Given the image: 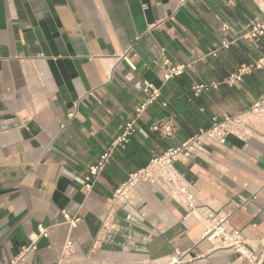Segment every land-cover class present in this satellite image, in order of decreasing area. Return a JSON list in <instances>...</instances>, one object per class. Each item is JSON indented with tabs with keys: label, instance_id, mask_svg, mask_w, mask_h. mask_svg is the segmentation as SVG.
<instances>
[{
	"label": "crops",
	"instance_id": "crops-1",
	"mask_svg": "<svg viewBox=\"0 0 264 264\" xmlns=\"http://www.w3.org/2000/svg\"><path fill=\"white\" fill-rule=\"evenodd\" d=\"M253 21H264V0H0V264L17 258L39 225L50 237L28 264H54L68 236L89 264H169L175 250H190L187 264H247L200 239L212 221L230 215L228 230L261 250L262 123L252 139L210 142L178 161L197 202L194 216L185 219L184 199L142 184L135 203L119 207L117 231L92 250L107 200L129 175L209 128L212 117L264 98V71L223 84L264 55V39L255 45L242 38ZM154 60L189 68L164 83ZM212 82L222 84L192 96L194 85ZM145 86L161 89L160 102L87 192L88 167L122 133ZM159 121L172 123V137L151 130ZM64 213L81 219L71 232Z\"/></svg>",
	"mask_w": 264,
	"mask_h": 264
},
{
	"label": "built area",
	"instance_id": "built-area-1",
	"mask_svg": "<svg viewBox=\"0 0 264 264\" xmlns=\"http://www.w3.org/2000/svg\"><path fill=\"white\" fill-rule=\"evenodd\" d=\"M229 26L224 24L222 31L226 33ZM242 38L252 44H259L264 39V21H253L247 26V30ZM230 43L222 42L223 48H228ZM159 66L162 81L168 82L175 78L184 76L189 66L187 64H173L170 60H165L159 65L158 60L153 61ZM264 71V55L250 63L240 65L232 72L223 84L233 87L244 81L246 77L253 76ZM222 83L212 82L209 84H198L191 88L192 96L198 98L212 90H217ZM144 98L135 108L132 117L125 121L121 134L116 136L109 144L106 152L97 163L88 167L87 175L84 179V186L87 192H91L95 184L99 181L103 172L110 164L115 151L119 148L125 149L137 132V122L148 108L159 103L162 98L161 89L151 86L143 88ZM164 107L167 105L162 104ZM73 115H70L72 118ZM264 124V98L253 103V105L241 113L220 117L214 116L211 119L209 128H201L197 133L176 148H170L160 156L153 158L146 167L129 175L128 179L117 187L107 200V213L102 222L101 229L94 241L93 252L101 248L106 238L115 233L118 229L117 214L119 207L132 205L136 201V189L139 185L161 186L169 191L175 198H182L187 207L185 219L194 216L197 211V202L192 197L189 186L179 174L176 164L182 158H190L196 154L204 145L216 142L221 145L226 144L229 137L240 141H247L256 136L255 125ZM153 132L162 133L167 137L174 135V127L171 122L159 121L151 128ZM65 223L70 232L77 228L80 217H71L64 213ZM230 215L218 217L207 227L201 241H208L216 249L228 250L236 254L239 259L247 264H263L264 260V236L258 240L261 250L253 248L248 240L238 230H228ZM50 237L49 228L39 225L36 232L29 237L30 244L23 247L20 255L9 264H28L30 254L38 250L41 239ZM193 259L190 258V250H175L170 258L169 264H187ZM54 264H89V259L83 257L77 249L76 241L68 236L63 246L61 254L56 258Z\"/></svg>",
	"mask_w": 264,
	"mask_h": 264
}]
</instances>
